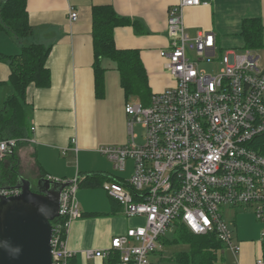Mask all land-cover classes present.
Masks as SVG:
<instances>
[{"label": "built area", "instance_id": "obj_1", "mask_svg": "<svg viewBox=\"0 0 264 264\" xmlns=\"http://www.w3.org/2000/svg\"><path fill=\"white\" fill-rule=\"evenodd\" d=\"M200 5V0H179L168 14L169 46L159 55L174 86L153 94L147 104H127L132 142L100 150L117 171H124L128 160L134 163L129 180L107 182L102 188L127 217L145 221L94 254L112 259L111 264H158L150 261L155 243L177 222L196 236L215 234L236 254L232 227L224 221V213L233 209L252 210L263 225L264 243V69L250 51L218 54L212 33L190 38L183 11ZM69 19L76 22L78 14L71 11ZM204 62L213 65L212 72L201 68ZM135 123L144 129L142 143L135 142ZM17 143L0 141V160L11 156ZM46 179L69 185L60 196L58 222L52 225L51 256L52 264H70L73 255L65 236L69 223L81 217L75 199L81 181Z\"/></svg>", "mask_w": 264, "mask_h": 264}, {"label": "crops", "instance_id": "obj_2", "mask_svg": "<svg viewBox=\"0 0 264 264\" xmlns=\"http://www.w3.org/2000/svg\"><path fill=\"white\" fill-rule=\"evenodd\" d=\"M178 2L26 0L31 34L22 43L51 47L46 59L50 84L47 88L31 85L27 90L23 119L27 134L16 146L17 174L33 182L43 177L81 181L75 195L81 217L69 223L65 236V247L73 255L70 264H111L112 259H99L94 254L109 249L114 237L145 224L142 218L127 217L124 209L102 188L107 182L129 180L134 169L125 179L112 163H82L99 156L104 146H125L128 130L127 134L118 135L110 127L114 118L123 116L125 106L131 104L128 100L133 97L125 93L119 72L105 60L103 86L101 89L95 86L92 10L111 7L118 17L134 24L113 29L114 45L117 50L138 51L153 95L175 84L159 52L168 49V14ZM200 3L183 11L185 33L190 38L200 32L214 34L218 54L227 51L236 54L233 50L223 51L222 47L232 48L235 40L240 39L247 49L245 52L259 58L254 49L263 47L264 0H200ZM71 11L78 14L76 22L69 19ZM248 20H257L262 27L261 44L251 49L242 36L243 23ZM20 49L4 32L0 33V54L10 56ZM10 75L8 63L0 61L1 102L12 95ZM134 98L138 103L147 99ZM14 162L9 157L0 160V189L8 187L2 164ZM231 214L235 218L232 232L239 250L236 254L228 252L227 258L231 264H256L258 259H264L263 225L256 221L252 210ZM88 251L92 252L91 256L86 254Z\"/></svg>", "mask_w": 264, "mask_h": 264}, {"label": "trees", "instance_id": "obj_3", "mask_svg": "<svg viewBox=\"0 0 264 264\" xmlns=\"http://www.w3.org/2000/svg\"><path fill=\"white\" fill-rule=\"evenodd\" d=\"M94 43V74L95 86L101 89L104 83L103 60L108 61L119 72L121 83L128 96L145 97L142 103L147 104L152 96L148 86L147 74L141 63L138 51L117 50L114 45L113 29L118 26H133L127 19L118 17L111 7H95L92 10ZM260 30L262 27L257 20L243 23L242 36L247 48L261 44ZM4 32L11 41L20 45L21 49L16 54L7 56L0 54V61L8 63L11 70L10 83L12 95L5 102L0 101V141L17 140L20 143L26 138L27 129L24 125L27 90L32 85L36 88H47L50 84V73L46 68V59L51 47L43 45L22 43L30 34L28 25L26 0H0V33ZM17 146V144H16ZM16 147L9 159L15 161L3 166L4 181L16 179L17 159ZM45 178V177H43ZM58 221L55 222V224ZM171 243L185 246V251L174 254L175 264H216V253L225 249L224 244L215 234L196 236L182 223L174 225ZM162 244L171 243L165 238L159 239ZM172 259V258H171ZM225 258H222V263ZM165 262L164 258L158 264ZM219 263V264H220Z\"/></svg>", "mask_w": 264, "mask_h": 264}, {"label": "water", "instance_id": "obj_4", "mask_svg": "<svg viewBox=\"0 0 264 264\" xmlns=\"http://www.w3.org/2000/svg\"><path fill=\"white\" fill-rule=\"evenodd\" d=\"M0 195V264H52V225L59 218L60 196L68 184L18 174Z\"/></svg>", "mask_w": 264, "mask_h": 264}, {"label": "rangeland", "instance_id": "obj_5", "mask_svg": "<svg viewBox=\"0 0 264 264\" xmlns=\"http://www.w3.org/2000/svg\"><path fill=\"white\" fill-rule=\"evenodd\" d=\"M15 49V48H14ZM223 51H227V50H233L236 52V54H243L245 52V47L242 43V41L239 39L238 41L235 40V45L231 48V47H227L224 46L222 47ZM16 53H18L17 51H15ZM14 52V53H15ZM254 53H256L257 56H259V63L260 66L264 69V33H263V47L262 48H255L254 49ZM201 68L206 70L207 72H212L213 70V65L210 64H206L204 62V64H201ZM131 98V97H130ZM129 103H131L130 105H134L135 103L139 104V100L136 98H134V96L132 97V99L128 100ZM132 121V118L128 117L126 115V112H124L123 116H118L116 118H114L113 120V125L112 127H110L111 132L113 134H118L120 135L122 134H127V130H128V124ZM133 133L136 136V143H142L144 142V129L141 126V124L135 123L133 125ZM131 141V136L130 134H127V144H130ZM103 148H108V147H102ZM101 150V149H100ZM96 162H101V163H112L110 160H108V158L104 155H99V156H93L89 161H82V163H96ZM133 169V163L132 161L128 160L125 164V170L124 171H117V173L119 174L120 177L127 179L130 176V172ZM231 211H235L237 212L238 210H231ZM230 210H228V212L226 211L224 213V221L231 227L234 226V217L232 216ZM240 214V213H239ZM235 215V214H234ZM236 217V216H235ZM143 226V225H140ZM173 230H174V226H171L170 229L167 230L166 234L163 236L165 237L170 243H171V238L173 236ZM156 246V252L154 255H152V257H150V261L153 263H157L158 260H160L161 258H164L165 262H170V263H164V264H175L174 261H176V259H174V254L181 252V251H185L187 249V247L185 246H179V245H175V244H162L161 241L156 242L155 243ZM228 252L231 253V251H229L228 249H223V250H219L216 253V264H219L222 261L223 258V253H224V257L225 260L220 263V264H231L228 260ZM172 258V259H171Z\"/></svg>", "mask_w": 264, "mask_h": 264}, {"label": "clouds", "instance_id": "obj_6", "mask_svg": "<svg viewBox=\"0 0 264 264\" xmlns=\"http://www.w3.org/2000/svg\"><path fill=\"white\" fill-rule=\"evenodd\" d=\"M54 224V223H53Z\"/></svg>", "mask_w": 264, "mask_h": 264}]
</instances>
